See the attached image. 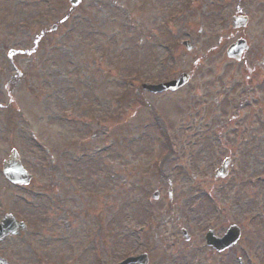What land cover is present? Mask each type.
I'll use <instances>...</instances> for the list:
<instances>
[{
	"label": "rangeland",
	"instance_id": "obj_1",
	"mask_svg": "<svg viewBox=\"0 0 264 264\" xmlns=\"http://www.w3.org/2000/svg\"><path fill=\"white\" fill-rule=\"evenodd\" d=\"M236 14L248 16L244 28L231 27ZM237 38L249 44L240 63L224 54ZM263 56L264 0H0V164L14 148L34 176L15 187L0 175V219L11 213L29 224L0 241V256L9 264H115L150 250L148 264H264L262 184L241 194L242 241L224 260L199 234L222 220L210 224L221 203L233 202V194H203L219 161L215 148L200 149L204 133L240 143L233 175L264 169L253 161L264 162V97L253 113L237 101L246 68ZM183 71L190 80L170 93L133 91L128 82ZM256 93L264 96V85ZM174 169L193 170L200 182L174 183ZM177 220L193 242L181 238Z\"/></svg>",
	"mask_w": 264,
	"mask_h": 264
},
{
	"label": "flooded vegetation",
	"instance_id": "obj_2",
	"mask_svg": "<svg viewBox=\"0 0 264 264\" xmlns=\"http://www.w3.org/2000/svg\"><path fill=\"white\" fill-rule=\"evenodd\" d=\"M245 53L246 51L242 54L241 58L244 59L245 57ZM241 59V60H243ZM240 63V61L238 62ZM247 73H249V78L244 80L245 85H241L238 84L236 85V87H242L241 89V94L239 95L237 101L239 103H241V105H239L240 107H243V105H245V111L246 113L249 112V108L251 110L250 113L254 112V107L255 109L258 107L262 106V99L259 98H263L264 96H258L259 94H257V90L258 89H262V86L264 85V56L260 59H256L255 61L251 64V68H246ZM256 75H260V78H256L255 80H253L251 77L256 76ZM243 82V81H242ZM217 102V99L215 100ZM250 104V105H249ZM253 106V107H252ZM223 129V128H222ZM263 129V133L259 136L258 140L262 141L264 140V128H259V130ZM231 132H236V131H231ZM232 135H234L235 133H231ZM204 138L205 140L200 143V145L202 146L201 149L203 148H207V149H211V148H215L217 151V154L219 155V161L217 164V167H220L223 162H225V166L223 168V171L225 173H223L222 175L219 174V176L217 174H215V169H212L211 171V176L210 174L206 175L205 180L203 181L204 183V191L203 194H206V198L210 199L211 194H233V202H232V207H228L227 204H220L219 205V212H214L213 216L215 218V221H211L210 224L211 225H215L217 223V221L219 220V218H221L222 220L219 222L218 221V225L214 228H206L204 229L202 232H199V234H201V239L203 240L204 243V248H206L208 250V252H211V254L213 256H219L222 259V254H224L226 251L232 249L234 246H237L239 244V242L242 241V237H243V227L242 224L240 222H238L237 220L239 219L237 217L238 211L237 208L240 204V198H241V194H257L256 193V186H258V184H262V187H264V176H260L257 174H255L254 176H249L248 174H244L241 175L240 173H237L236 175H233V168L234 166V162H237L236 159L238 158V151L241 150L240 143H222L220 139H216L217 143L214 142L215 138L214 137H209V132H207L206 134L204 133ZM213 141V142H212ZM235 145V146H234ZM195 146V145H194ZM257 146H260V144H257ZM257 146L253 149L254 153H251V156H255L257 153ZM231 147L234 148V150L237 152V154L233 155L231 154ZM220 148H222V151L224 150H228L229 149V153H222ZM253 148V147H252ZM261 149H264V143L263 146L260 147ZM221 153V154H220ZM211 153L209 152V155ZM214 154V153H213ZM212 154V155H213ZM208 157V156H207ZM257 165H264V162L256 161L253 160ZM264 175V169L262 171V173ZM168 176L174 177L175 181L176 180H180L182 182H186V181H190L192 183H197L199 181V177L197 174H194L193 170H185V171H180L178 173L175 174H168ZM232 178V180H231ZM263 178V179H262ZM231 180V181H230ZM262 180V181H261ZM166 184H168L169 186L166 185V190H165V194L166 197L168 198V205L171 206L172 202H173V195L176 194L175 191L173 190V185L172 179L167 178L166 180ZM229 182H234L235 187L233 190H229ZM240 183H242L240 185ZM187 185V184H186ZM219 187L220 190H216L215 188ZM259 190V189H258ZM261 191L264 192V189H260ZM162 188L158 189V194H156V196H159L162 192ZM193 191V190H192ZM191 191V193H192ZM188 193V191H185L184 194H191ZM235 194V195H234ZM257 198V197H256ZM159 200V197L157 198ZM156 199V200H157ZM155 200V201H156ZM227 209H232V214L229 215V218L226 219L225 213L227 211ZM263 209V207L261 208V210ZM240 212V211H239ZM264 212V210H263ZM221 213V215H220ZM185 215H188L189 213L186 211L184 213ZM221 216V217H220ZM239 216V215H238ZM211 218L208 220L210 221ZM248 220V218L246 219ZM225 221V222H224ZM177 225H179V231L180 230H185L186 234H183L180 231V234L182 236V239L186 242H193V235L192 237L189 236L188 231L186 229L181 228V226H183L184 224L181 222V220H177L176 222ZM235 227H237L239 229V236L238 239L236 241H234V243L228 245V247H224L223 249H218L220 244L222 245L221 241L222 238L227 234L228 229H235ZM220 230V231H218ZM204 231H206L207 233H209L208 237L205 239L204 238V234H202ZM235 231V230H234ZM185 237H187L185 239ZM259 243H261L259 241ZM211 246H210V245Z\"/></svg>",
	"mask_w": 264,
	"mask_h": 264
},
{
	"label": "water",
	"instance_id": "obj_3",
	"mask_svg": "<svg viewBox=\"0 0 264 264\" xmlns=\"http://www.w3.org/2000/svg\"><path fill=\"white\" fill-rule=\"evenodd\" d=\"M245 20L238 17V18H233V22L234 25H239V24H244ZM245 48V46L243 45V42H237L236 44L231 45L227 52L226 55L229 57H237L236 55L240 53V50H243ZM187 80V75L186 74H182V76L176 80V81H172L169 82L167 84L164 85H160V86H147L145 88L151 90V91H161L167 88L170 89H174L178 86H180L181 84H183L185 81ZM3 173L4 175L11 181L13 182H25L27 180V176L26 174L23 172V170L21 169V166L17 160V157L15 155L14 152H12V155L10 156V159L8 162L4 163L3 166Z\"/></svg>",
	"mask_w": 264,
	"mask_h": 264
}]
</instances>
